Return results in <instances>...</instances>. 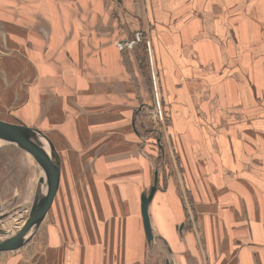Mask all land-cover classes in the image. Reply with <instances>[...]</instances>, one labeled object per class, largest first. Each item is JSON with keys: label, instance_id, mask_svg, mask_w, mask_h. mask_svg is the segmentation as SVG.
Returning a JSON list of instances; mask_svg holds the SVG:
<instances>
[{"label": "crops", "instance_id": "obj_1", "mask_svg": "<svg viewBox=\"0 0 264 264\" xmlns=\"http://www.w3.org/2000/svg\"><path fill=\"white\" fill-rule=\"evenodd\" d=\"M56 1H44L52 24L59 9ZM81 1L86 4L88 18L76 24L88 26L89 47L65 49L62 55L72 64L74 56H92L87 65L80 62L83 72L106 76L99 80L106 86L104 93L98 89V95L110 108L114 106V114L106 113L98 122L104 126L114 122L119 131L125 127L130 142V137L138 141V147L132 142L128 149L134 152L131 184L139 188L136 194L134 189L126 194L127 198L131 195L132 208H124L122 192L100 186L97 178L80 179L72 170V176L67 178L68 190L61 198L64 203L53 206L56 196L51 203L50 238H62L65 224L67 241L73 245L70 264H92L96 249L94 264H140L144 256L145 264H154L156 242L167 246L173 256L171 264H264V0ZM39 5L42 8L41 2ZM10 22V17H0L1 25ZM119 25H124L123 30ZM140 31L149 46H142L145 59L148 57L145 66L137 64V56L141 61L142 55L137 46L117 48L114 44L115 40L134 38ZM3 33L0 32V120L6 121L12 111L23 122L33 121V128L49 136L56 152L60 132L66 138L86 137V128L93 127L90 123L96 118L81 120L72 116L76 104L68 90L70 80L61 86L66 87L62 90L56 76L58 72L69 73L58 67L57 71L56 66L55 75L45 80L57 102L55 108L51 104L48 118L56 127L42 128L47 119H43V108L36 97L45 81L41 77L26 87L24 76L19 75L25 64L18 61V66L12 67L14 61L7 56L12 34ZM67 46L71 48L72 43ZM150 68L153 79L157 78L167 117L163 136L156 139L163 152L161 168L156 167L154 156L145 154L141 143L145 121L140 118L153 99ZM35 70L42 72L41 67ZM107 76L114 78L109 83L113 92L107 90L111 79ZM93 81L76 79L75 97L87 100L91 94L86 91L87 83L91 87ZM22 88L24 93L19 94ZM78 88H84V92ZM20 99L24 102L20 103ZM123 104L127 111L120 107ZM79 112L86 113L85 109ZM12 146L21 153L22 158L17 160L23 162L27 152L16 144ZM118 146L121 144H114L111 150L123 148ZM6 148L10 146L0 144V149ZM10 164L9 158L0 161V208L12 199L9 194L5 196V184H10L13 170ZM119 173V168L115 169L114 178L105 181L114 180L119 189L127 183ZM155 176L158 186L148 204L153 238L148 242L141 196L153 185ZM88 183L94 187L82 191L74 187ZM58 188L59 185L56 192ZM54 243L50 248L56 247ZM80 247L85 249L82 256L79 250L75 253ZM17 264L27 263L22 259ZM32 264L68 262L49 256L39 257Z\"/></svg>", "mask_w": 264, "mask_h": 264}, {"label": "rangeland", "instance_id": "obj_2", "mask_svg": "<svg viewBox=\"0 0 264 264\" xmlns=\"http://www.w3.org/2000/svg\"><path fill=\"white\" fill-rule=\"evenodd\" d=\"M44 1L48 0H11L10 2L0 0V17L8 16L11 19V22L8 23V25L0 24V32H2L3 35V32L12 34L13 40L11 39V41L8 43L10 44V46H6V41L4 43V46L9 50L7 56L10 57L11 61H14L12 67L14 65L18 66V61L20 63L21 61L24 62L25 65L19 75L24 76V79L26 80V87L28 88L33 85L35 80L38 78L42 77L44 81L52 78V76L55 75L53 73L56 71V69L53 70L55 66L56 68L58 67L61 70L67 71L66 74L69 73L68 75H62L61 72H58L56 76L59 77L61 81L59 89L62 85H67V81L70 80L71 88L68 90L70 91V93H73L72 98H74V102L70 101V103L72 102L76 104L74 105L76 113H74L75 115L72 116H74V118L76 119L80 117L81 120L83 117H85L83 119L96 118L94 123H90L93 127L86 128L85 132H88V135L86 137L80 136L76 138H66V136H63L61 134V132L59 133V136H57L59 146L56 145V149L59 157V168L56 189L58 185L59 188L57 192L55 189L53 193L52 200L56 196L53 206L56 207L55 204L57 203H64L63 200L61 201V198L63 194L65 195L68 190L67 178L69 176H72L71 172L73 170V173H75V175L77 173L79 174L78 178L80 177V179H82L83 176L88 177V180L90 178H97L100 186L110 187L112 192L118 190V193L122 192V204L124 208L130 209L132 208V205H130L129 202V198L131 195H129V198H127L126 194L128 192L131 193L133 189L135 190L133 191L136 194V190L137 188H139V186L131 184V176L135 175L134 171L131 170L133 162L132 157L134 152H132L131 148L128 149V144H131L133 142V146L138 147V141L130 137V139L133 140L130 142V140L126 137L125 127L121 128V130L119 131L118 129L114 128V122L109 123L106 126L98 122L99 119L103 118L104 114L109 112H113L112 114H114V106L110 108L109 103L105 102V100L99 99L98 89H103L102 92L104 93V89L106 86L104 85V83L99 82V80L101 78H105L106 76L88 73L87 71L83 72V66L80 65V62L81 64L84 63L87 65L86 62L88 60H91L92 56L82 57V55H79V58L77 56H74V62L72 64V61L70 63L65 61L66 57H63L62 55V52L65 51V49L72 50L76 47L81 49L82 46H86L87 49L89 47L88 39H90L91 34L87 31L88 26H80L76 24L77 20L87 22L86 18H88V16L85 8L86 4L81 0H57L55 3L59 9L57 10L56 21L54 24H52L48 13L47 2L44 4ZM39 2H41L42 8L39 5ZM34 3H36V6ZM6 10L9 12L8 14H6ZM65 20L66 22L64 23ZM114 27L116 28V26ZM119 27L121 30H123L124 25H119ZM31 36H33L34 38H38H30ZM70 42L72 43L71 48L67 46L70 44ZM114 44L117 48H133L134 46H137L139 49V53H142V55H140L141 61L137 56V64H142L143 66L146 65L145 60H147L148 57H146L145 59V53H143L142 46H144V48L146 49H148L149 46L148 40L147 38H145L142 31H140L138 34L135 33L134 38L127 37L124 38V41L115 40ZM55 55H57L58 57H56ZM61 59L62 62H59ZM36 66L37 68L41 67L42 72L35 70ZM58 68L57 71L59 70ZM149 74H151L152 88H154V90L155 88L159 89L157 78L154 82L151 68ZM90 77L94 81L93 86L91 87H89V84L87 83L88 88L86 89V91H90L91 93L89 98H87V100L89 99V101L83 100L81 98H76L74 93L75 89L73 87V85H75L76 83H74V81L76 79H79V82H82L85 80H90ZM108 78L111 79L109 82H107V90L113 92V87L110 86L109 83L112 82V79L114 78L107 76V79ZM50 89L51 85L48 81H45L43 83L42 91L39 97H36V100H39L38 102L43 108V119H47V121H44L46 122V126L42 127L43 129L51 128L52 126L56 127L55 124H53L51 120L48 119L50 118L49 115L51 114V104L55 108V105L57 103L55 101L56 99L54 96V92L52 91L51 93ZM61 89L65 90L66 87H63ZM77 90H79L80 92H84V88H78ZM20 92L24 93V88L19 89V94ZM32 99L34 100V98ZM23 102L24 101L20 99V103ZM91 104H94L95 107L91 108ZM136 104L137 103H135V105ZM120 107H123V110L127 111V109H125L126 104H123ZM150 107H148L147 110H144L145 116L143 115L140 118V120L145 121L143 125L144 140L141 142L142 149H144V152L147 156H154L156 167L161 168L162 166H164L163 152L156 145V139L161 138V135L164 132L160 134L151 131L153 124L151 122L149 114L147 113L148 110L151 109ZM79 109H85L86 113L84 114V112H82V114H80ZM118 110H121V108H118ZM10 112L11 113L7 117L8 119L4 122L12 123L15 125H23L30 128H33V126H35V123H33V121L23 122L19 119L20 116H18L17 113L12 111ZM166 125L167 122H165V126ZM103 127H105L106 129ZM93 128L94 130H92ZM80 132H83V130H81ZM10 142L11 141L0 137V144L4 143L5 145L10 146V148L0 149V161H4L5 159L9 158L11 163L10 168L13 169L10 171V184H5V196L9 194L12 199L10 201H7L5 205L0 208V210H4L3 212L0 211V215L5 213L7 215L4 217L0 216V227L11 230V233L15 234L17 233L16 231H18L17 229L22 227L25 220L28 219V213L33 206V198L37 186V181L43 175V171L36 165L33 156L28 153L27 158L24 159L23 162H19L17 159L22 158L20 157L21 153L20 151H17L14 146H12L15 145V143L13 144L12 142ZM38 143H40V141ZM116 143L118 145L121 144V146H118L117 149L121 148L122 146L123 148L119 149L118 151H112L111 149H113V145ZM34 147L38 150L42 159H51V155H49L47 148L43 146L40 147L38 145H34ZM106 150H110L111 152H108ZM74 161L75 164L73 165ZM117 168H119L120 172L118 175H122V177L125 178L122 179V181L127 182L120 185L119 189L115 188V186L118 185L114 184V180L111 182L105 181L108 180V177L114 178L116 174L113 175V171ZM15 182H17L16 186ZM92 186L94 187L93 184L90 185L89 183L88 185H74L75 188H79V191H82L84 188L87 190L88 187L92 188ZM151 186L149 187L148 185L146 187H149L150 189ZM155 186H158L157 182ZM148 192L149 190L146 192L144 191L143 194H147ZM51 203L46 209V212L41 219L37 231L24 245L14 249L0 248V264H17L22 259L23 263L32 264L36 261L38 262L39 257L49 256L59 259H66L68 264H70V260L72 258V251L70 250L73 249V245H70L71 241H67V231L65 224L63 225L64 228L62 231V238L58 239L57 237H55L56 241H53L50 238V225L52 222L50 217L52 212ZM55 207L53 208V210L55 209ZM63 221L65 222V218H63ZM52 242H55V248H50ZM78 243L79 242H76V244ZM162 243H155L154 264H170L173 262V256L169 254L167 246L165 248ZM78 250L80 251L81 256L85 253V249H83L82 247L77 248L75 253H77ZM93 255L94 257L92 256L93 259H91L92 264L97 262V249L93 251ZM144 258L145 256L142 257L140 264H145Z\"/></svg>", "mask_w": 264, "mask_h": 264}, {"label": "water", "instance_id": "obj_3", "mask_svg": "<svg viewBox=\"0 0 264 264\" xmlns=\"http://www.w3.org/2000/svg\"><path fill=\"white\" fill-rule=\"evenodd\" d=\"M0 137L11 141L13 144L15 143L18 147L33 156L36 165L43 171V175L37 181L33 198V206L28 213V219L25 220L22 227L18 228V233L20 235L16 236V234L0 227V248L14 249L24 245L37 231L41 219L50 205L55 191L58 178L59 160L52 141L47 135L35 128L15 125L0 120ZM38 140L40 143L36 142ZM32 144L40 147L45 144L49 155H51V159L47 158L46 161L42 159L37 149L32 146ZM156 182L157 177L155 176L153 186H151L149 192L147 194H142L141 196L142 222L144 233L148 242H150L153 238L148 218V204L156 189Z\"/></svg>", "mask_w": 264, "mask_h": 264}, {"label": "built area", "instance_id": "obj_4", "mask_svg": "<svg viewBox=\"0 0 264 264\" xmlns=\"http://www.w3.org/2000/svg\"><path fill=\"white\" fill-rule=\"evenodd\" d=\"M152 94H153V99H152V104L150 107L151 109H149L147 113L149 114V117L153 124V127H152L153 131L161 134L166 129L165 122H167V117H166L164 107L162 105V100H161L158 89L155 88L154 90L153 88Z\"/></svg>", "mask_w": 264, "mask_h": 264}, {"label": "bare ground", "instance_id": "obj_5", "mask_svg": "<svg viewBox=\"0 0 264 264\" xmlns=\"http://www.w3.org/2000/svg\"><path fill=\"white\" fill-rule=\"evenodd\" d=\"M38 142H39V140H38ZM32 146H34L33 144H32ZM43 147H45L46 148V146H45V144L43 145ZM38 151V150H37ZM39 153V152H38ZM40 154V153H39ZM41 156V155H40ZM46 157V156H45ZM45 161L47 160L46 158L44 159ZM58 160H59V158H58ZM18 230V229H17ZM9 232H11V230H8ZM17 233H15L16 234V236H19L20 234L18 233V231H16Z\"/></svg>", "mask_w": 264, "mask_h": 264}, {"label": "trees", "instance_id": "obj_6", "mask_svg": "<svg viewBox=\"0 0 264 264\" xmlns=\"http://www.w3.org/2000/svg\"><path fill=\"white\" fill-rule=\"evenodd\" d=\"M156 145H157V141H156Z\"/></svg>", "mask_w": 264, "mask_h": 264}]
</instances>
